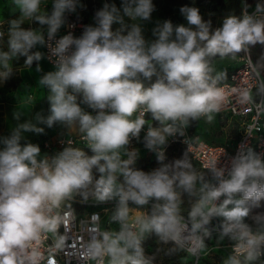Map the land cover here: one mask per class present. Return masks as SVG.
<instances>
[{"label":"clouds","instance_id":"obj_1","mask_svg":"<svg viewBox=\"0 0 264 264\" xmlns=\"http://www.w3.org/2000/svg\"><path fill=\"white\" fill-rule=\"evenodd\" d=\"M13 3L20 18L9 22V51L0 52V66L4 69L0 80L11 75L8 61L12 57L25 56L28 66L42 59L41 52L31 50L45 44L44 35L39 30L22 28L24 20L46 25L47 37L53 40L65 23V13L84 7L78 0H54L50 14H39L41 0ZM154 10L153 0H122L119 8L115 3H105L96 11L94 24L84 26L80 37L69 33L50 47L55 71L40 80L48 89L49 115L45 118L37 114V122L49 128L57 123H78L93 155L65 148L50 159L38 160V145L20 143L22 130L43 133V128L31 122L19 125L9 137L0 140V264H40L42 256L37 245L42 235H55L63 222L61 216L52 214L53 209L75 195L84 200L91 195L98 202L119 198V208L112 219L123 225L122 230L104 232L102 239L93 238L88 245L92 258L108 256L110 264H149L141 248L142 235L147 231L183 246L182 233L187 225L179 215L174 183L178 181L186 192L193 190L197 176L191 164L178 159L172 165L144 172L133 167L135 151L128 154L127 160H121L120 150L131 139H139L146 113L161 125L149 127L144 137L145 147L157 151L166 137L184 135L178 122L186 125L189 119L218 111L222 91L209 76L207 58L264 44V20L248 14L242 18L229 16L221 28L210 34V25L202 19L199 9L184 6L180 12L188 26H174L170 20L158 23L153 30L157 38L151 43L145 40L138 24L124 34V16L147 21ZM257 10H261L259 5ZM114 23L121 27L114 31ZM36 70H41L39 65ZM158 70L163 76L145 87L141 77L151 79ZM81 104L95 115L84 111ZM137 112L136 119H130ZM157 158L164 160L163 151H157ZM93 169L99 178L94 177ZM170 169L174 170L171 176ZM117 174L123 176V184L117 183ZM215 176L218 185L205 184L203 195L191 209V232L204 230L207 235L205 226L210 219L222 217V234H232L240 242L237 254L246 252V260L253 261L261 254L264 233H252L243 221L251 207L264 201V161L249 152L236 158L228 179L223 178L222 171H216ZM222 196L225 198L217 204ZM152 198L164 203L140 221L139 234L129 230L125 224L127 202L145 205ZM98 218L97 214L92 216L93 221ZM62 242L61 237L55 247ZM227 264L240 261L232 257Z\"/></svg>","mask_w":264,"mask_h":264},{"label":"rangeland","instance_id":"obj_2","mask_svg":"<svg viewBox=\"0 0 264 264\" xmlns=\"http://www.w3.org/2000/svg\"><path fill=\"white\" fill-rule=\"evenodd\" d=\"M54 0H41L40 13L50 14L53 8ZM79 5L77 6L76 16L83 18L86 25L94 24V16L96 11L103 8L105 3H115L119 8L122 0H78ZM228 0H190L188 7H196L202 16V19L209 23L210 34L216 29L223 26V22L226 18V7ZM155 10L152 12L149 20H137L133 21L131 18L124 16V25L126 26L125 33L130 30L133 24H138L141 27L142 35L145 40L149 43L154 41L157 37L153 35V30L156 28L158 23H162L165 20H170L174 26L176 25H187V21L180 12V8L184 7L182 0H153ZM260 6L261 10H257V6ZM236 9L235 16L242 18L244 14L253 15L259 17L264 15V0H237L236 4H233ZM19 9L13 3V0H0V12L9 13L16 12ZM39 13V14H40ZM122 14V13H121ZM123 15V14H122ZM121 25L114 23L112 28L115 31L120 28ZM194 27V26H193ZM264 47L257 43L256 45L247 46L248 50L254 47ZM250 53L252 54L251 50ZM229 54L221 57L219 54L216 56L208 57V64L211 71L209 72L210 78L222 76L227 69L231 68L226 63V58ZM222 58L223 62L219 59ZM163 73L159 72L153 75L151 79H144L141 77L145 87H150L157 81L158 78L162 77ZM222 78V77H221ZM31 103V102H30ZM18 105V104H17ZM30 106L33 107L32 104ZM50 104L48 101L45 103V109L43 106H36L34 111L40 114L43 112L46 116L49 115ZM18 114V118H17ZM34 114L30 111L25 110L23 105L15 106V104L4 105L0 103V140L9 137L12 132L18 128L19 125L29 123L41 127L44 129L43 133L37 134L31 131H21V145L31 143L38 145L40 148L39 159L45 157L52 158L58 153L62 152L65 148H75L85 152L86 155H93L91 149L88 147L87 141H76L71 145H58L57 140L60 137H79L84 134L80 131L78 123L72 125L66 124H54L53 127L49 128L45 124L36 123L33 117ZM211 116V120L208 116ZM170 123V122H169ZM146 125H152L161 127L160 123L154 120L151 116L146 120ZM188 125L192 130L200 133V135L209 142L213 143H233L237 138V123L233 119L227 116H220L214 113H209L199 117L198 119H189ZM145 137V136H144ZM144 137L139 141L137 148H131L129 145L120 150V159L127 160L129 153L135 151L136 158L133 167L144 172H152L155 169L162 167L163 165H172L175 160L186 159L191 164V171L197 176L194 188L191 192H186L182 187L178 186V181L174 183V190L178 194V206L179 211L184 214H190L192 207L198 203L201 196L203 195L201 189L205 184L214 186V178L210 171L204 170L185 152V150L177 142H165L164 145L159 146L164 153V160L158 161L157 151L147 149L144 145ZM3 148V144H0V149ZM264 161V158L261 159ZM173 169H170L169 176L173 174ZM93 175L95 178H99V173L93 169ZM117 183L123 184V176L117 174ZM206 191V190H205ZM74 198L84 199L81 195H75ZM239 198V194H237ZM98 201L91 195L86 200V205L95 206ZM163 204L164 201H158ZM231 207V205L229 206ZM89 208V206H87ZM155 209L148 208L146 211L145 219L149 218ZM219 226L223 228V218L216 217ZM249 229L255 231L256 234L264 233V201L260 202L259 206H253L250 208L249 215L244 218L243 221ZM141 240V248L143 251L152 255L154 259L159 260L162 264H195L194 258L170 241H165L160 238L154 231H147L143 233ZM232 239L228 236H217L213 233H208L202 243L201 255L197 264H227L231 257L230 244ZM240 264H264V256L258 257L253 261H247L246 257L241 258Z\"/></svg>","mask_w":264,"mask_h":264},{"label":"built area","instance_id":"obj_3","mask_svg":"<svg viewBox=\"0 0 264 264\" xmlns=\"http://www.w3.org/2000/svg\"><path fill=\"white\" fill-rule=\"evenodd\" d=\"M65 17L63 27L57 31L53 40L48 39L47 33L44 35V57L46 62L54 68V58L51 56L50 47H54L56 40L69 33L74 37H80L84 26H86L85 20L76 16V10L65 13ZM3 32V23L0 21V33L3 35ZM237 56L239 60L237 66L229 70L222 78H211L215 81V87L222 91L219 110L211 113L222 117L227 116L236 121L238 132L235 142L231 144L209 142L200 133L192 130L188 123L179 125V122L178 126L181 127L184 135L181 136L177 133L174 136L166 137L167 142H177L200 168L211 172L214 178V186L218 185L215 172L222 171L223 178L228 179L238 156H246L249 152H252L260 159L264 158V75L257 67L248 48L238 53ZM81 107L84 111L95 115V112L86 105L81 104ZM138 114V112L134 113L130 119L135 120ZM149 115L150 113L145 114V121ZM149 127L158 128L145 123L139 139H131L128 145L131 148H137L139 141L146 136ZM85 135L84 133L79 137H73L72 135L60 137L57 143L65 146L74 144L78 140L85 142ZM157 151H162V149L159 147ZM224 198L222 196L216 203H221ZM86 204V200L73 197L64 201L59 208L53 209L52 214L61 216L63 222L55 235L52 233L42 235L41 241L37 245V250L42 256L40 264H49V261H53L54 264H110V257L108 256L92 258L88 253V245L93 238L102 239V233L104 232L118 233L122 230L123 225L112 219L119 208V198L97 202L95 206ZM158 204L161 203L154 198L150 199L145 205H137L129 200L127 202L128 216L125 221L128 229L139 234L140 221L145 219L147 209H156ZM94 214L99 217L96 221L92 219ZM179 215L187 225L182 233L183 246L171 240L169 241L183 252L190 254L194 258L195 264H197L206 235L204 230L192 233L190 215L180 211ZM205 229L208 233L217 236H228L232 239L229 246L231 257L238 260L246 257V252L237 254L236 247L240 242L233 239L232 234H222L223 228L219 226L216 217L210 219ZM250 231L256 234L252 228H250ZM61 237L63 242L59 248H56L55 244ZM260 251L259 257L264 256V245L261 246ZM143 255L149 264H162L145 251H143Z\"/></svg>","mask_w":264,"mask_h":264},{"label":"crops","instance_id":"obj_4","mask_svg":"<svg viewBox=\"0 0 264 264\" xmlns=\"http://www.w3.org/2000/svg\"><path fill=\"white\" fill-rule=\"evenodd\" d=\"M228 2L229 3L225 10L226 16H235L236 9L235 7H233V4H236L237 0H228ZM19 18V11L9 13L0 12V21H2L4 28L3 35L0 37V52L9 51V22L13 19ZM256 18L264 20V15H259V17ZM63 25L58 30H60ZM21 27L24 29L39 30L42 32L43 35L47 33V26H42L35 20L26 19L21 24ZM37 51L43 54L42 59L38 62L33 61L31 66L26 65L25 56L12 57L8 61V65L11 69V75L6 80H0V103L4 105L15 104V106L23 105V108L25 110H28L30 111V113L34 114L33 117L36 120V123H38L36 117L39 113H37V111H34L35 105L43 106V108L45 109V103L46 101H48V89L40 84V80L47 73L55 71V68L49 65L45 60L44 45H37L31 50V52ZM237 54L238 53H229V57H227L225 61L227 65L231 68L227 69L224 73H222L221 77H224L229 70L239 64ZM220 60L223 62L222 58H220L219 61ZM37 65H39L41 69L40 71L36 70ZM0 71H4L2 66H0ZM30 104H32L33 107L30 106ZM40 115L45 118L47 117L43 112H40Z\"/></svg>","mask_w":264,"mask_h":264},{"label":"flooded vegetation","instance_id":"obj_5","mask_svg":"<svg viewBox=\"0 0 264 264\" xmlns=\"http://www.w3.org/2000/svg\"><path fill=\"white\" fill-rule=\"evenodd\" d=\"M250 50L252 52V54L251 53L250 54L254 59L257 67L261 71L262 75H264V47L258 46V47L250 48Z\"/></svg>","mask_w":264,"mask_h":264},{"label":"water","instance_id":"obj_6","mask_svg":"<svg viewBox=\"0 0 264 264\" xmlns=\"http://www.w3.org/2000/svg\"><path fill=\"white\" fill-rule=\"evenodd\" d=\"M182 1L184 2V6H188L190 4V0H182ZM249 52H250V50H249Z\"/></svg>","mask_w":264,"mask_h":264}]
</instances>
